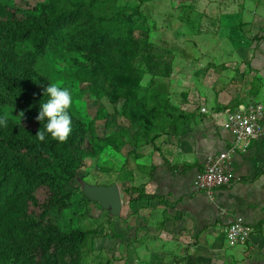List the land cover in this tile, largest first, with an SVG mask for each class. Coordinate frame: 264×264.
I'll return each instance as SVG.
<instances>
[{
    "label": "trees",
    "instance_id": "16d2710c",
    "mask_svg": "<svg viewBox=\"0 0 264 264\" xmlns=\"http://www.w3.org/2000/svg\"><path fill=\"white\" fill-rule=\"evenodd\" d=\"M13 1L0 0V116L3 109L11 111L7 127L0 125V264H77L86 233L59 228L48 215L58 205L68 207L70 197L82 188L78 168L101 148L74 105L66 141L50 133L43 141L36 137L47 123L36 119L41 103L49 99L46 87L53 81L60 84L49 66L83 73L111 104L136 101L139 90L145 89L159 107L150 117L165 113L176 124L175 108L161 112L169 105L162 98V84L151 80L148 87L141 86L146 69L159 74L157 63L151 62L154 57L146 55L150 26L144 32L135 28L150 0H46L35 2L32 11L22 15ZM146 22L143 17L142 24ZM173 49L161 43L160 55ZM60 85L72 92L70 84ZM142 188L123 189L124 202L146 197ZM85 200L82 195L80 204Z\"/></svg>",
    "mask_w": 264,
    "mask_h": 264
},
{
    "label": "rangeland",
    "instance_id": "374dc122",
    "mask_svg": "<svg viewBox=\"0 0 264 264\" xmlns=\"http://www.w3.org/2000/svg\"><path fill=\"white\" fill-rule=\"evenodd\" d=\"M38 1L46 0H14L10 3L17 5L19 15H22L32 11ZM132 2L126 0L128 4ZM207 2L220 4L222 0H150L144 3L140 19H136L137 31L151 28L146 55L154 57L151 62L157 63L155 69L159 72L154 76L146 69L141 86L148 87L151 80L162 84L166 89L162 98L169 105L161 107V112L169 111L171 106L175 108L176 124L169 121L165 113L160 118L150 117L152 109L159 110V107L145 89L139 90L136 101L111 104L92 82L85 80L83 73H74L72 69L59 72L62 65L41 63L59 76L60 84H70L73 105L79 107V113L95 136V143L101 148L95 157L85 159L84 165L77 170L78 177L88 187L115 185L123 196V189L137 187L144 178L148 180V167L153 159L176 148L182 124L192 123L193 119L194 122L202 121L201 107L210 112L223 107L234 110L244 106L247 100L258 103L251 98L255 94L251 81L255 73L246 67H243L244 73L240 72L237 68L240 57L218 54L232 44L229 39L232 10L228 12L229 17L223 18L222 10H207L205 5H198ZM143 17L147 20L144 24ZM161 43L168 48L174 47L173 51L160 55ZM140 66L146 68L144 62ZM3 112L11 113L9 109H3ZM175 125L177 131L172 133ZM82 189L70 197L68 207L58 205L48 215L50 223L59 228L66 231L79 228L86 233L87 240L76 255L77 264H186L190 259L193 250L188 247L196 242L195 237L199 234L194 237L187 232L165 234L163 229L158 232H152L151 227L142 229L147 223L143 219L149 212L147 203L141 202L137 207L136 202L122 200L121 210L113 214L110 209L89 200ZM82 195L86 200L80 204ZM155 224L159 225L158 219ZM133 227H136L135 232ZM99 234L106 237L94 239ZM227 244L222 243L209 252L204 249L205 244L197 247L195 257L202 259L197 264H229L224 260L236 257L241 249L235 248L237 244Z\"/></svg>",
    "mask_w": 264,
    "mask_h": 264
},
{
    "label": "crops",
    "instance_id": "0c3cea01",
    "mask_svg": "<svg viewBox=\"0 0 264 264\" xmlns=\"http://www.w3.org/2000/svg\"><path fill=\"white\" fill-rule=\"evenodd\" d=\"M207 3L198 5H205L207 10H222L223 18L229 17L228 12L232 10V27L229 29L232 44L218 54L240 57L241 63L237 64L240 72L244 73L246 69L255 73L251 78L255 94L251 98L264 106V0ZM249 102L247 100L245 105ZM239 108H216L199 114L201 122L193 119L192 123L183 125L181 136L176 138V148L153 159L148 167V180L144 178V182L138 185L143 187L141 195L146 197L133 203H138L137 207L141 202L149 206L148 214L143 216L147 223L142 229L151 227L152 232L163 229L165 234L169 231L187 232L194 237L199 234L195 237L196 242L188 247L193 254L186 264H197L202 260L195 257L197 247L205 244L204 249L209 252L222 243L226 245L224 228L238 218L250 227L251 235L243 245H236V249H241L236 257L224 261L229 264H264V135L251 141L247 148L234 146L231 155L234 179L229 184L216 187L207 194L197 190L192 183L206 155L233 146V136L222 123L229 112ZM157 219L159 225L155 224Z\"/></svg>",
    "mask_w": 264,
    "mask_h": 264
},
{
    "label": "built area",
    "instance_id": "2783aa9c",
    "mask_svg": "<svg viewBox=\"0 0 264 264\" xmlns=\"http://www.w3.org/2000/svg\"><path fill=\"white\" fill-rule=\"evenodd\" d=\"M200 112L207 113V110L201 107ZM263 115L264 106L259 103H249L226 115L222 126L233 136L234 144L228 150L204 157L193 181L197 190L211 194L216 187L227 185L234 179L231 169L234 146L247 148L251 141L264 135ZM250 234V227L240 218L224 228V235L229 245L244 243Z\"/></svg>",
    "mask_w": 264,
    "mask_h": 264
},
{
    "label": "clouds",
    "instance_id": "9594fccd",
    "mask_svg": "<svg viewBox=\"0 0 264 264\" xmlns=\"http://www.w3.org/2000/svg\"><path fill=\"white\" fill-rule=\"evenodd\" d=\"M45 94L49 99L41 103L36 119L41 122L46 119L47 123L43 130H38L36 137L43 141L46 133H50L53 139L64 142L72 131V117L69 114V109L74 103L72 92L68 88L62 87L58 82L53 81L47 85ZM17 116L20 122L23 112ZM9 119L8 113L0 116V125L7 127Z\"/></svg>",
    "mask_w": 264,
    "mask_h": 264
},
{
    "label": "water",
    "instance_id": "95a60500",
    "mask_svg": "<svg viewBox=\"0 0 264 264\" xmlns=\"http://www.w3.org/2000/svg\"><path fill=\"white\" fill-rule=\"evenodd\" d=\"M82 188L84 195L89 200L97 203L101 208L110 209L113 214H118L124 205L121 191L115 185L88 187L82 183Z\"/></svg>",
    "mask_w": 264,
    "mask_h": 264
}]
</instances>
